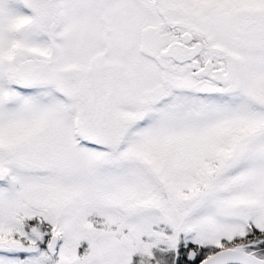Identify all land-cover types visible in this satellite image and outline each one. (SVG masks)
Listing matches in <instances>:
<instances>
[{
  "label": "snow or ice",
  "instance_id": "6c2138e0",
  "mask_svg": "<svg viewBox=\"0 0 264 264\" xmlns=\"http://www.w3.org/2000/svg\"><path fill=\"white\" fill-rule=\"evenodd\" d=\"M0 264H264V0H0Z\"/></svg>",
  "mask_w": 264,
  "mask_h": 264
}]
</instances>
